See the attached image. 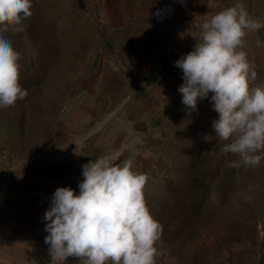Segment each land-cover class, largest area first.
I'll use <instances>...</instances> for the list:
<instances>
[{
	"label": "rangeland",
	"instance_id": "rangeland-1",
	"mask_svg": "<svg viewBox=\"0 0 264 264\" xmlns=\"http://www.w3.org/2000/svg\"><path fill=\"white\" fill-rule=\"evenodd\" d=\"M242 2L264 20V0ZM233 3L116 0L109 18L99 0H33L19 25L0 21L27 89L0 109V264H50V196L59 186L78 191L81 166L103 155L147 174L146 204L163 226L155 264H264V160L228 167L235 156L220 151L228 141L215 136L211 102L189 112L177 91L174 61L200 41L204 20ZM243 50L257 73L250 85H264V26ZM9 224L25 225L17 233L27 240Z\"/></svg>",
	"mask_w": 264,
	"mask_h": 264
},
{
	"label": "clouds",
	"instance_id": "clouds-1",
	"mask_svg": "<svg viewBox=\"0 0 264 264\" xmlns=\"http://www.w3.org/2000/svg\"><path fill=\"white\" fill-rule=\"evenodd\" d=\"M32 2L0 0V21L19 25L31 15ZM162 13L157 9L156 15ZM262 26L264 20L235 0L204 20L200 41L174 61L182 70L177 91L185 109L196 111L198 100L207 98L217 113L212 127L216 137L228 141L220 151L235 156L228 161L230 168L256 167L264 160V85H250L257 73L243 50L247 34ZM7 27L0 25V109L27 95L19 83L20 53ZM81 168L78 191L57 187L43 213L50 264H65L69 256L83 264H155L163 226L146 204L147 174L132 159L114 162L109 155Z\"/></svg>",
	"mask_w": 264,
	"mask_h": 264
},
{
	"label": "crops",
	"instance_id": "crops-1",
	"mask_svg": "<svg viewBox=\"0 0 264 264\" xmlns=\"http://www.w3.org/2000/svg\"><path fill=\"white\" fill-rule=\"evenodd\" d=\"M98 5H99V8L103 11V13L106 16H108L109 18H112V15L114 16L115 9L118 6V5L116 6V0H99V4ZM141 7H143V6H141ZM10 225H12V227H14L15 232L13 233V236L14 235L16 236V241L24 242V240H27L26 239L27 238L26 235H23L21 233H17L18 231H20V232L23 231V228L26 227L25 225H21V224L20 225L19 224H15V225L9 224V226ZM6 232L10 233L9 230H7ZM8 233H7V235H3V236H5V238H8L7 236L12 235V234H8ZM5 240H7V239H5ZM21 250H22V248H21Z\"/></svg>",
	"mask_w": 264,
	"mask_h": 264
},
{
	"label": "bare ground",
	"instance_id": "bare-ground-1",
	"mask_svg": "<svg viewBox=\"0 0 264 264\" xmlns=\"http://www.w3.org/2000/svg\"><path fill=\"white\" fill-rule=\"evenodd\" d=\"M7 182H8V178H7ZM2 201H3V192H1V195H0V204L2 203Z\"/></svg>",
	"mask_w": 264,
	"mask_h": 264
}]
</instances>
